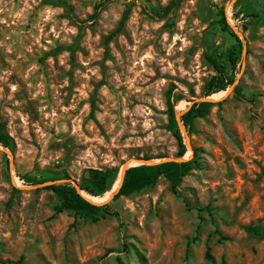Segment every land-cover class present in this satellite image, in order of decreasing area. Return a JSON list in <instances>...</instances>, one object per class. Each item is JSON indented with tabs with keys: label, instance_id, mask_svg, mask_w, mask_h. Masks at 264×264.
Returning a JSON list of instances; mask_svg holds the SVG:
<instances>
[{
	"label": "rangeland",
	"instance_id": "rangeland-1",
	"mask_svg": "<svg viewBox=\"0 0 264 264\" xmlns=\"http://www.w3.org/2000/svg\"><path fill=\"white\" fill-rule=\"evenodd\" d=\"M64 1L84 25L41 0H0V121L12 142L0 145V264H264V0H183L165 19L156 12L172 0ZM229 53L234 84L205 97L217 75L208 57L230 65ZM203 100L217 104L189 134L180 118ZM146 158L193 169L177 194L164 178L114 193L102 203L114 215L98 221L57 213L46 189L80 187L91 169L117 178Z\"/></svg>",
	"mask_w": 264,
	"mask_h": 264
},
{
	"label": "trees",
	"instance_id": "trees-1",
	"mask_svg": "<svg viewBox=\"0 0 264 264\" xmlns=\"http://www.w3.org/2000/svg\"><path fill=\"white\" fill-rule=\"evenodd\" d=\"M182 1L183 0H172L160 12H156L157 17H160L161 19L167 18L176 8L180 6ZM41 3L44 6L63 9L66 17L78 24L84 25L87 22H79L73 13V7L64 0H41ZM107 4L108 2H104L96 6L94 14H92L89 19L96 22L101 12L107 7ZM131 12L132 8L129 6L124 11L118 26L107 36V45L123 32L126 23L131 16ZM222 29L224 31H230V26L226 21L224 13H222ZM233 36L240 48L241 44L239 38L236 35ZM64 50L71 52L70 48H58V52ZM208 59L216 70L217 75L214 76L208 83L205 97L225 91L228 87L234 84L232 80L228 79V72L236 69L237 61L239 60V58H234L233 53L228 54V62L230 65L228 63L221 62L214 56H210ZM235 97L240 101L253 102L241 95L240 88H236ZM216 104L217 103L212 101L195 102L186 112L182 114L180 118L184 129L191 134L194 131L195 122L198 119L205 118ZM168 117L170 122L169 129L178 143V158H182L186 153V146L184 144L181 127L176 118L173 107L170 108ZM0 145L8 149L12 147L11 138L6 130V123L3 119L0 121ZM145 160L149 161L150 158H146ZM192 169V160L166 161L155 165H140L131 167L126 170L123 181H121L122 184H120V188L118 187L119 189L114 196V199L129 197L145 188L154 187L161 178L166 179L170 183L173 193L177 194L178 187L180 186L183 178L187 176ZM116 172L117 171L114 169H91L89 170V178H84L83 182L80 184V190L93 197H101L108 191L110 182L115 180ZM46 189L52 191L59 198V205L56 208L57 213L72 211L75 214L89 218L92 221H98L101 218L114 215V213L110 211L108 204L99 205L90 202L78 192L77 188L74 187L73 184L69 182L52 184L47 186ZM246 229L255 235H261L260 227L247 226ZM207 259L210 261L212 260L210 253L207 254Z\"/></svg>",
	"mask_w": 264,
	"mask_h": 264
},
{
	"label": "bare ground",
	"instance_id": "bare-ground-1",
	"mask_svg": "<svg viewBox=\"0 0 264 264\" xmlns=\"http://www.w3.org/2000/svg\"><path fill=\"white\" fill-rule=\"evenodd\" d=\"M223 96V93H216V94H213L212 99H219ZM133 165L132 166H135L139 163H132ZM123 177H124V171H120L118 173V176L117 178L114 180L111 188L102 196V197H93L91 195H89L88 193L84 192L83 195L87 198V200H89L90 202H93L95 204H102L103 202L109 200L112 195L118 191V187H120V184L122 183L121 181L123 180ZM117 190V191H116ZM83 192V191H82ZM81 192V194H82Z\"/></svg>",
	"mask_w": 264,
	"mask_h": 264
},
{
	"label": "water",
	"instance_id": "water-1",
	"mask_svg": "<svg viewBox=\"0 0 264 264\" xmlns=\"http://www.w3.org/2000/svg\"><path fill=\"white\" fill-rule=\"evenodd\" d=\"M203 101H210V100H203ZM202 102V101H201ZM166 161H179V160H164V161H160V162H156V163H153V162H150V161H143V163H141L140 165H155V164H159V163H162V162H166ZM139 165V166H140ZM131 167H136V166H131ZM131 167H129V168H131ZM129 168H127L126 170H128ZM126 170L124 171V174H125V172H126ZM124 178V177H123ZM123 181V180H122ZM122 184V183H121ZM73 185H74V187H76L77 188V190H78V192L81 194V190H80V187H79V185L78 184H76L75 182H73ZM121 186V185H120ZM120 188V187H119ZM117 193V192H116ZM82 195V194H81ZM116 195V194H115ZM114 195V196H115ZM83 196V195H82ZM113 196V197H114ZM84 197V196H83ZM93 203V202H92ZM99 205H103V204H99Z\"/></svg>",
	"mask_w": 264,
	"mask_h": 264
}]
</instances>
